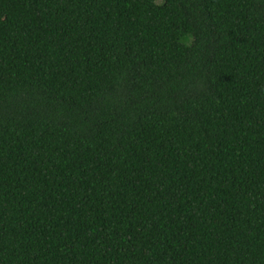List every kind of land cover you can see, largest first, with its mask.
I'll use <instances>...</instances> for the list:
<instances>
[{"label":"trees","instance_id":"obj_1","mask_svg":"<svg viewBox=\"0 0 264 264\" xmlns=\"http://www.w3.org/2000/svg\"><path fill=\"white\" fill-rule=\"evenodd\" d=\"M0 264H264V0H0Z\"/></svg>","mask_w":264,"mask_h":264}]
</instances>
